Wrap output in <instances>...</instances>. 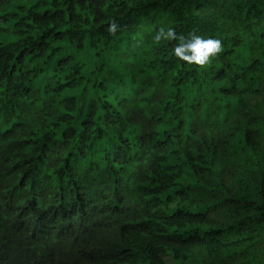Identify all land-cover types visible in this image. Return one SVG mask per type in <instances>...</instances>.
<instances>
[{"label": "trees", "instance_id": "trees-1", "mask_svg": "<svg viewBox=\"0 0 264 264\" xmlns=\"http://www.w3.org/2000/svg\"><path fill=\"white\" fill-rule=\"evenodd\" d=\"M161 28L222 51L189 64ZM74 185L134 207L139 264H264V0H0V252L55 264L125 222ZM163 218L201 238L164 260Z\"/></svg>", "mask_w": 264, "mask_h": 264}, {"label": "clouds", "instance_id": "clouds-1", "mask_svg": "<svg viewBox=\"0 0 264 264\" xmlns=\"http://www.w3.org/2000/svg\"><path fill=\"white\" fill-rule=\"evenodd\" d=\"M114 28L115 25H113ZM161 40H178L179 43L173 49V53L180 60L189 64L194 63L203 66L211 56L222 51L220 39L203 38L193 33H190L188 37L178 36L172 28L167 30L161 28L158 31L154 37V42L159 43ZM89 188L96 195L97 200H94L92 192L88 191L87 186L82 187L81 185H74L70 189L73 191L74 200L78 203H92L100 210V216L107 214L109 216L106 217H110L111 214L117 212L124 218L125 222L120 223L115 218L108 228L101 230L103 235L100 239L80 243L78 250L72 251L65 256L57 255L55 264H139L141 260L138 259L140 254L136 245L142 240L143 235H140V228L132 229V223L140 215L129 204L114 201L118 194L113 191L103 192L91 186ZM147 200L152 201L154 208L166 206L164 194L159 193L156 189L147 192ZM192 204L200 206L199 202H193ZM126 208L132 209V213H129L132 214V219L130 220H128V213L122 214ZM181 224L164 218L158 224L164 236V241L157 242L155 249L157 251L159 247L164 248L161 255L164 260H170L175 252H185L190 246L189 242L191 240L201 238L199 233L193 232L190 234L180 231L179 226ZM184 233H187V235L184 236ZM189 239L190 241L188 242ZM42 244L37 236H32L30 237V248L26 252L21 255L16 252L10 258L3 250L2 253L0 252V257L4 260L3 264H36ZM28 252L33 256L31 262L28 259ZM45 255L46 253L44 252ZM40 259L45 262L43 257Z\"/></svg>", "mask_w": 264, "mask_h": 264}, {"label": "rangeland", "instance_id": "rangeland-1", "mask_svg": "<svg viewBox=\"0 0 264 264\" xmlns=\"http://www.w3.org/2000/svg\"><path fill=\"white\" fill-rule=\"evenodd\" d=\"M51 67H52V64H48V65L45 67L44 72H43L41 75H39V77L36 79V82H37V83H42V82L44 81V78H45V76L49 73Z\"/></svg>", "mask_w": 264, "mask_h": 264}]
</instances>
